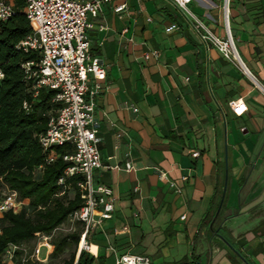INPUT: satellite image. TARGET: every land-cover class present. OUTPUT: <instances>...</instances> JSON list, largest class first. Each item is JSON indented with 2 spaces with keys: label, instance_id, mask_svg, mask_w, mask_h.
<instances>
[{
  "label": "crops",
  "instance_id": "obj_1",
  "mask_svg": "<svg viewBox=\"0 0 264 264\" xmlns=\"http://www.w3.org/2000/svg\"><path fill=\"white\" fill-rule=\"evenodd\" d=\"M223 1L189 4L218 36ZM127 4L89 31L108 86L96 99L95 178L115 197L112 218L88 236L93 264L121 254L149 264H264V0H229L241 63L206 45L171 1ZM236 100L247 105L240 116ZM126 161L134 170L114 167Z\"/></svg>",
  "mask_w": 264,
  "mask_h": 264
},
{
  "label": "built area",
  "instance_id": "obj_2",
  "mask_svg": "<svg viewBox=\"0 0 264 264\" xmlns=\"http://www.w3.org/2000/svg\"><path fill=\"white\" fill-rule=\"evenodd\" d=\"M169 1L192 20L196 32L206 45L217 48L225 59L241 63L229 26V0L223 1L224 36L212 32L191 11L189 4L192 0ZM24 3L23 12L32 24V31L18 43L17 48L25 53L36 54V58L21 64L24 77L31 82L33 96L37 95L39 88L46 87L55 92L51 102L58 105L55 112L49 115L46 130L38 136L43 156L38 169L61 158L67 165L57 184L62 186L63 193L68 183L74 181L82 203L67 217L70 226L63 222L49 234L36 232L30 255H27L24 243L9 244L5 249L6 257L12 260L19 254L22 264L29 259L45 264L53 249L51 238L55 232L63 230L70 233L73 224L78 223L81 231L73 263L76 264L81 251L91 253L88 241L91 231L112 218L115 211L112 189L95 178L96 171L103 166L99 151L96 99L108 86L104 83L106 71L102 61L92 50L89 31L94 28L104 30L106 25L102 20L106 10L121 14L128 4L127 0H24ZM13 13L12 2L0 0V21L7 20ZM3 77L0 69V79ZM22 107L25 111L30 110V104L26 101ZM230 107L236 116L247 111V105L242 100L234 101ZM56 147L65 150L59 153ZM192 156H198V152H192ZM114 167L134 170L130 161ZM170 186L176 187L173 182H170ZM176 190L180 192L178 187ZM26 204V199H20L16 191L8 190L0 197V216L8 211L19 212ZM109 250L114 251L111 246ZM149 262L147 256L133 254L116 255L114 260V264Z\"/></svg>",
  "mask_w": 264,
  "mask_h": 264
},
{
  "label": "trees",
  "instance_id": "obj_3",
  "mask_svg": "<svg viewBox=\"0 0 264 264\" xmlns=\"http://www.w3.org/2000/svg\"><path fill=\"white\" fill-rule=\"evenodd\" d=\"M10 1L14 13L0 21V69L4 74L0 79V181L28 202L19 212L8 211L0 216V256L9 244L28 243L36 232L51 233L82 203L74 181L68 183L63 193L62 186L57 184L67 165L61 158L38 169L43 161L38 136L46 130L49 115L58 105L51 102L53 90L41 87L33 96L31 82L25 80L21 64L36 58V54L25 53L17 45L32 31V24L24 15V0ZM24 101L30 104L29 111L23 109ZM64 150L56 147L59 153ZM68 190L73 193L71 197L67 196ZM80 231L79 225L75 232L56 236L45 264H73ZM213 231L217 232L216 226ZM72 245L76 250L69 258L59 259ZM93 261L88 252L81 251L76 264Z\"/></svg>",
  "mask_w": 264,
  "mask_h": 264
},
{
  "label": "rangeland",
  "instance_id": "obj_4",
  "mask_svg": "<svg viewBox=\"0 0 264 264\" xmlns=\"http://www.w3.org/2000/svg\"><path fill=\"white\" fill-rule=\"evenodd\" d=\"M8 191V189L6 188V186L0 181V196H3V194H5L6 192ZM72 191L71 190H68V194L67 196L71 197L72 196ZM26 202H28V200H26ZM65 225H71V223H69L67 220L64 222ZM79 227V224L78 223H74L73 224V230L71 232H75ZM63 234H66L63 230H58L55 232L54 236L51 238V242L54 238H56V236H59V235H63ZM36 240H32L28 243H24L25 246H26V249H27V255H30L31 252H32V249L34 247V242ZM75 249V246L72 245V246H69L59 257V259H64V258H69V256L74 252ZM58 259V260H59ZM0 261L2 264H22L21 262V256L19 254H17L12 260H9L7 259L6 257V251H4L1 256H0ZM57 260H55L54 262H56ZM25 264H41L39 262H34L33 260H28L27 263Z\"/></svg>",
  "mask_w": 264,
  "mask_h": 264
},
{
  "label": "water",
  "instance_id": "obj_5",
  "mask_svg": "<svg viewBox=\"0 0 264 264\" xmlns=\"http://www.w3.org/2000/svg\"><path fill=\"white\" fill-rule=\"evenodd\" d=\"M218 212H219V209L216 211V213H215V215H214V217H213V219H212V221H211L210 227H212L213 221H214V219L216 218Z\"/></svg>",
  "mask_w": 264,
  "mask_h": 264
},
{
  "label": "bare ground",
  "instance_id": "obj_6",
  "mask_svg": "<svg viewBox=\"0 0 264 264\" xmlns=\"http://www.w3.org/2000/svg\"><path fill=\"white\" fill-rule=\"evenodd\" d=\"M90 250H92V247L90 246Z\"/></svg>",
  "mask_w": 264,
  "mask_h": 264
}]
</instances>
